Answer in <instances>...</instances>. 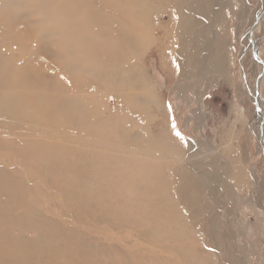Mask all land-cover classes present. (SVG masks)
<instances>
[{"label":"rangeland","instance_id":"1","mask_svg":"<svg viewBox=\"0 0 264 264\" xmlns=\"http://www.w3.org/2000/svg\"><path fill=\"white\" fill-rule=\"evenodd\" d=\"M0 255L264 264V0H0Z\"/></svg>","mask_w":264,"mask_h":264},{"label":"bare ground","instance_id":"2","mask_svg":"<svg viewBox=\"0 0 264 264\" xmlns=\"http://www.w3.org/2000/svg\"><path fill=\"white\" fill-rule=\"evenodd\" d=\"M13 30V29H12ZM9 32V31H8ZM11 32V31H10ZM18 34H21V32H16V34H15V36H17ZM29 37H27L25 34L23 35H21L20 37H17V39H19V41H20V44H21V47L24 49H28L29 47H27L26 45H30V41H29V39H28ZM129 41V40H128ZM26 44V45H25ZM197 58L196 57H194L193 58V60H196ZM38 64V63H37ZM2 99H5V100H7V104H9L12 108H15V109H17V108H19L21 105H22V103H23V101H24V98L21 96V94L20 93H18L16 96H3L2 97ZM6 104V105H7ZM9 106V107H10ZM40 108H43L44 109V107L43 106H39ZM20 109V108H19ZM47 109V111H48V109L49 108H46ZM20 116V115H19ZM18 116V117H19ZM103 126V125H102ZM100 133H102V132H104L105 131V127H100ZM29 141V140H28ZM29 147H30V145H29ZM51 147H53V146H51ZM65 147H67V146H65ZM31 148V147H30ZM58 147H56L55 149L57 150V157H60V155L61 156H63V155H66L67 154V152L68 151H70V149H57ZM55 149H50V150H48V149H46L47 151H42L41 152V154L44 156V157H50V155L54 152V150ZM77 156L79 157V158H81L82 156H83V154H82V152H78L77 153ZM188 162V161H187ZM189 164L187 163L186 164V166H188ZM174 174L176 175V178L178 179V181H176V184L180 187V182H181V178H184V176H192V173H190V172H188V171H186V169H185V167L184 166H178L177 168H175V172H174ZM127 178V177H126ZM125 178V179H126ZM114 188H117V186H114ZM103 191H101V192H99V194H101ZM177 192L178 193H180L181 191H180V189H178L177 190ZM189 192V191H188ZM187 199L189 200V196H188V194H187ZM190 210V209H189ZM188 210V211H189ZM156 216H160V215H156ZM155 216V217H156ZM191 216L193 217V215L191 214ZM179 223L180 224H182V220L179 218ZM175 222V221H174ZM188 223H189V220H188ZM155 228H157V231H160V232H163L164 233V235L166 236V237H172L171 235H173L172 234V232L171 231H173L174 229L173 228H171L169 225H168V223L167 222H165V221H162V223H160V224H158V226H157V224H155V227H154V229ZM174 238V237H173ZM152 247L154 248V249H157V250H159L160 248H162V245H160V244H158V243H152ZM171 249H172V251H174V248H172L171 247ZM153 252V251H152ZM142 255V254H141ZM14 257H16V254H14L13 255ZM7 257L8 256H2V255H0V261L1 260H5V259H7ZM156 257V256H155ZM131 258H132V256H130V260H131ZM136 258H133L132 260H135ZM157 259H159V258H157ZM137 260V262L139 263V262H142V263H144L146 260H145V258H143L142 256L141 257H139L138 259H136ZM182 261V263L183 264H189V262H187L186 260H181ZM66 264H70V262L68 261V260H66Z\"/></svg>","mask_w":264,"mask_h":264},{"label":"snow or ice","instance_id":"3","mask_svg":"<svg viewBox=\"0 0 264 264\" xmlns=\"http://www.w3.org/2000/svg\"><path fill=\"white\" fill-rule=\"evenodd\" d=\"M177 135H179V133H177Z\"/></svg>","mask_w":264,"mask_h":264}]
</instances>
